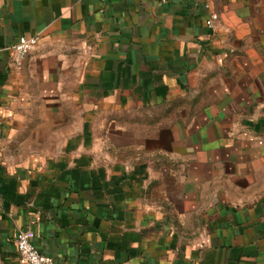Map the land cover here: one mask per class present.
I'll use <instances>...</instances> for the list:
<instances>
[{"label": "crops", "instance_id": "crops-1", "mask_svg": "<svg viewBox=\"0 0 264 264\" xmlns=\"http://www.w3.org/2000/svg\"><path fill=\"white\" fill-rule=\"evenodd\" d=\"M28 228L58 264H264V0H0L1 264Z\"/></svg>", "mask_w": 264, "mask_h": 264}, {"label": "built area", "instance_id": "built-area-1", "mask_svg": "<svg viewBox=\"0 0 264 264\" xmlns=\"http://www.w3.org/2000/svg\"><path fill=\"white\" fill-rule=\"evenodd\" d=\"M196 4L204 7H210V0H196ZM218 15L212 13L207 20L208 26H212L217 20ZM40 41V36H22L12 46L15 54L14 63L17 67L22 65V61L26 56L35 49ZM35 233L31 228L19 231L15 239V247L19 256L20 264H58L54 257L42 253L34 244Z\"/></svg>", "mask_w": 264, "mask_h": 264}, {"label": "rangeland", "instance_id": "rangeland-1", "mask_svg": "<svg viewBox=\"0 0 264 264\" xmlns=\"http://www.w3.org/2000/svg\"><path fill=\"white\" fill-rule=\"evenodd\" d=\"M0 264H1V259H0Z\"/></svg>", "mask_w": 264, "mask_h": 264}]
</instances>
